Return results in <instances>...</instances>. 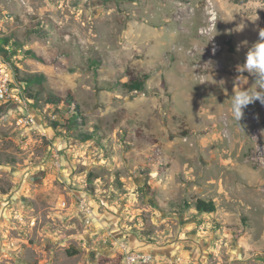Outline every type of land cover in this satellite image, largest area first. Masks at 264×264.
Instances as JSON below:
<instances>
[{"label":"rangeland","instance_id":"rangeland-1","mask_svg":"<svg viewBox=\"0 0 264 264\" xmlns=\"http://www.w3.org/2000/svg\"><path fill=\"white\" fill-rule=\"evenodd\" d=\"M261 29L264 0H0L12 82L46 76L0 112V264H264V105L230 109Z\"/></svg>","mask_w":264,"mask_h":264},{"label":"trees","instance_id":"trees-1","mask_svg":"<svg viewBox=\"0 0 264 264\" xmlns=\"http://www.w3.org/2000/svg\"><path fill=\"white\" fill-rule=\"evenodd\" d=\"M13 41V44L15 46H21L22 42H19L17 39H14L12 36H0V53L3 55H7L9 50L5 48V45L9 44L10 42ZM27 54L32 57V58H37L38 60L45 61L44 58H41L37 56L35 52L32 50H28ZM56 65H60V62L55 60L53 62ZM129 74V80L124 83V86L129 90V91H143L145 88V81L147 79V76H144L143 78H139L136 74L132 73L131 71L128 72ZM16 77L18 79L19 85L24 93V96L27 99H32L35 101L37 104V101H39L40 94L42 90L44 89V83L46 81V76L41 73H29V74H24L21 75L19 74L18 68H16ZM14 86L15 84L12 83ZM34 85H38L39 87L33 91ZM65 92L64 95H60L53 100L52 96L48 98L49 102H55L57 100L59 103H65L67 104L70 108H72V115L71 117L67 120L68 124L71 127H77L81 123H83V118H82V113L79 110V105L74 102V96L71 93L69 89H64ZM57 103V102H56ZM12 104V102H4L0 104V112L7 107H9ZM81 119V120H79ZM58 124V122H56ZM91 136H86L84 140L90 139ZM195 207L199 212H215L216 211V204L213 200H204V199H197L195 201Z\"/></svg>","mask_w":264,"mask_h":264},{"label":"clouds","instance_id":"clouds-1","mask_svg":"<svg viewBox=\"0 0 264 264\" xmlns=\"http://www.w3.org/2000/svg\"><path fill=\"white\" fill-rule=\"evenodd\" d=\"M237 71L241 73L247 71L255 77L253 83L255 86L247 88L243 87L247 83L242 79L243 76L238 77L240 81L239 90L232 95L230 109L233 119L239 124L244 109L249 104L258 100L264 105V29L259 31V39L248 49L245 62L237 66Z\"/></svg>","mask_w":264,"mask_h":264},{"label":"built area","instance_id":"built-area-1","mask_svg":"<svg viewBox=\"0 0 264 264\" xmlns=\"http://www.w3.org/2000/svg\"><path fill=\"white\" fill-rule=\"evenodd\" d=\"M12 83L10 67L0 53V104L10 101L27 105V100L21 87L13 86ZM138 258L135 255L129 256L128 264H135Z\"/></svg>","mask_w":264,"mask_h":264},{"label":"bare ground","instance_id":"bare-ground-1","mask_svg":"<svg viewBox=\"0 0 264 264\" xmlns=\"http://www.w3.org/2000/svg\"><path fill=\"white\" fill-rule=\"evenodd\" d=\"M216 49H217V48H216V47H214V48H213V51H215Z\"/></svg>","mask_w":264,"mask_h":264}]
</instances>
